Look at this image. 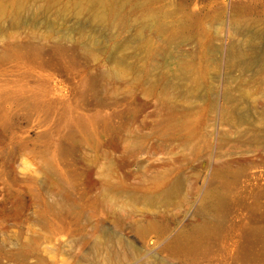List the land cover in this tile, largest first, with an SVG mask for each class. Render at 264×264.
Wrapping results in <instances>:
<instances>
[{
    "label": "rangeland",
    "instance_id": "obj_1",
    "mask_svg": "<svg viewBox=\"0 0 264 264\" xmlns=\"http://www.w3.org/2000/svg\"><path fill=\"white\" fill-rule=\"evenodd\" d=\"M10 1L0 264H182L197 229L203 263L264 264V78L228 61L264 0Z\"/></svg>",
    "mask_w": 264,
    "mask_h": 264
},
{
    "label": "bare ground",
    "instance_id": "obj_2",
    "mask_svg": "<svg viewBox=\"0 0 264 264\" xmlns=\"http://www.w3.org/2000/svg\"><path fill=\"white\" fill-rule=\"evenodd\" d=\"M91 2H94L97 4L98 3L102 4L101 0H91ZM9 3L11 4L12 8L13 7L19 8L24 3V1L23 0H21V1L20 0H11ZM4 4H0V11L3 8ZM234 24H236V23H234ZM160 28H161V26H159L157 30L162 31V30H160ZM232 29H234L235 34L240 36V39H239L240 43L230 45V48L234 47L235 51L237 53H236L235 57L230 58L228 61L229 62L234 61L235 63H233V64L236 66V68L242 69L244 66H242L241 62L242 63L245 62L244 65H248L249 60L255 61L253 59H256L255 64H252L251 70L256 75L264 78V64H263L264 53H263V51H260L258 49H253L250 46L251 43L255 42L256 36L249 30L239 29L238 25H236V27H233ZM199 42H200L199 45L202 47L201 51L203 53H207L206 50H208V47L206 46V44H207L206 40L201 39ZM235 58L238 60L240 59V61H237ZM227 59H228V57H227ZM204 235L205 234H203V231L200 229L192 230L188 233V235L186 237L181 236V235H175L173 238H171L170 240L166 241L163 244H164V247L166 249H168V252L170 255H182V256H184L185 254L188 255V259H186V261L185 260L181 261L182 264H206L205 262L203 263L200 260V256L202 254H204L205 250H206V245L204 242ZM247 241L249 243V240H247ZM127 248H128V255L129 256L132 255V257H138L139 253H137L135 250H133L132 248H130L128 246H127ZM248 254L249 255H247V256H248L249 264H254L253 262L256 261L260 256L259 253H253L250 251ZM140 258H143V260H141L139 264H147L149 261L148 256H142ZM161 261L164 263L174 264V263L169 262V260L164 259V258H160L159 262H161ZM154 263H156V261Z\"/></svg>",
    "mask_w": 264,
    "mask_h": 264
}]
</instances>
